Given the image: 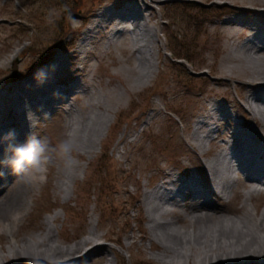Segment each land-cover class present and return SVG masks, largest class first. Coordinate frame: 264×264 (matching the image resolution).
<instances>
[{
  "label": "rangeland",
  "instance_id": "1",
  "mask_svg": "<svg viewBox=\"0 0 264 264\" xmlns=\"http://www.w3.org/2000/svg\"><path fill=\"white\" fill-rule=\"evenodd\" d=\"M130 1L135 0H0V95L6 99L2 100L7 102L20 82L57 58L64 59L56 70L60 88L79 81L91 86L97 98L91 104L81 89L73 95L64 92L80 119L94 121L90 126L79 124L70 130L68 102L52 103L53 113L34 123L23 143L30 136L46 139L52 149L49 160L37 182L11 174L0 196V221L28 209L20 220L19 238L31 237L46 228L47 217L58 214L54 226L63 244H74L95 229L103 235L99 242L105 248L91 259L103 257L101 264L107 258L114 264H156L157 245L147 248L150 221L145 192L166 180L191 177L207 191L205 162L215 157L236 126L247 131L256 126L245 102L255 91L247 83L250 76L238 77L239 72L230 74L228 68L238 64L229 57L232 47L243 57L239 44L264 33L263 5L253 0H159L150 3L147 12L151 13L148 29L153 28L156 37L146 40L138 52L128 40L119 48L107 46L112 24L87 39L98 12L108 7L118 10ZM229 19L259 27L228 23ZM261 55L264 68V51ZM246 60L251 69L258 67ZM19 106L22 110L25 105ZM217 108L229 111L230 124L224 123L205 143L202 154L192 134L198 121ZM28 109L15 119L12 131L17 132L26 114L34 115L35 109ZM12 116L10 108L0 114L4 122ZM69 138L75 147L65 159L54 149ZM10 156L11 151H0V157ZM232 177L236 185L230 197L213 198L221 214L237 217L247 190L242 184L250 182L242 173L233 172ZM196 202L191 197L177 208L183 221ZM248 202L261 213L264 188ZM187 221L177 227L188 229ZM7 236L5 231L0 240L4 248L10 245Z\"/></svg>",
  "mask_w": 264,
  "mask_h": 264
},
{
  "label": "bare ground",
  "instance_id": "2",
  "mask_svg": "<svg viewBox=\"0 0 264 264\" xmlns=\"http://www.w3.org/2000/svg\"><path fill=\"white\" fill-rule=\"evenodd\" d=\"M158 1L135 0L118 10L111 7L101 10L95 16L87 39H93L99 29L112 24L107 46L114 44L119 48L118 45L122 46L124 40H128L133 43L132 49L138 52L139 47H144L146 40L153 35L156 37V31L153 28L151 31L148 29L151 13L147 14V12L151 8L150 3ZM253 2L264 6V0H253ZM227 22L259 27L258 23L249 24L241 19H229ZM231 37H233L232 33ZM239 46H242L240 51L243 57L239 53L234 54L232 47L229 57L238 64L231 65L228 71L230 74L239 72L238 77L242 74L250 76L247 83L255 91L246 96L245 102L256 126L252 131L236 126L229 138L223 140L222 147L215 157L205 162L206 172L203 173L207 191L200 188L196 177H191L183 180L180 178L166 180L145 192L144 201L150 221V234L147 236L150 247L147 248L152 249L153 245H157L159 251L153 254L156 264H264V210L257 213V206L255 209L248 206L250 205L248 201L254 200V196L264 188V151L260 149L264 143V68L259 61L263 58L261 54L264 51V33L260 36H250ZM246 59L257 63L258 67L255 70L251 69L252 66L245 64ZM63 64L64 59L57 58L53 64L43 70L46 74L44 78L37 79L35 74L26 81L20 82L7 96V102L2 100L5 96L0 95V114L7 108L12 109L13 112V116L5 122L0 118V151H10V142L7 143L3 137L12 131L11 126L17 123L15 119H20L29 110L28 108L35 109L34 115L26 114L17 132L13 129L16 133V138L12 142L14 144L23 143L26 134L34 129L35 120L46 119L53 113L55 110L53 108L56 106L52 103H69L65 107V112L72 132L79 124H86L85 126L94 124V121L89 122V117L80 119V112L75 108L74 103H71L70 96L64 92L70 90L69 94L73 95L75 89H81L88 95L91 104L97 99L96 92L92 91L91 86H83L79 81L70 87L60 88L56 70H60ZM98 100H101L100 97ZM20 103L25 105L22 106V110ZM38 106H43V109L37 108ZM229 114L226 108H217L198 121L192 138L202 154H205L203 149L205 143L213 139L211 137L224 123H229ZM257 125H260L259 129ZM200 129L202 134L199 133ZM100 142L101 138L97 148ZM8 158L0 157V161ZM233 172L245 174L247 181L250 182L242 184L247 190L243 191L244 204L239 211L241 215L237 217L221 214L222 211L218 209L219 206L213 198V196L230 197L236 185L232 177ZM38 173L40 171L33 170L26 174H15L10 167L0 164V196L9 186L11 174H14L12 178L25 176L29 183H33L38 181ZM180 183L181 188H178L177 185ZM191 197L197 202L191 206V213L186 214L188 221H184L188 222V229L184 230L177 227L178 222H184L177 208L183 207L185 201ZM10 198H7V202H11ZM28 213L26 209L21 215L17 214L0 221V240L3 239L5 231L8 234L7 238L11 240L7 248H4L0 242V264H101L103 257L93 260L91 257L105 248L99 242L103 235L95 229H89L87 234L74 244L60 243L54 226L58 214L47 217L46 228L39 233L31 237L19 238L20 220ZM106 264H114V261L107 258Z\"/></svg>",
  "mask_w": 264,
  "mask_h": 264
},
{
  "label": "clouds",
  "instance_id": "3",
  "mask_svg": "<svg viewBox=\"0 0 264 264\" xmlns=\"http://www.w3.org/2000/svg\"><path fill=\"white\" fill-rule=\"evenodd\" d=\"M46 76L43 70H40L36 74L37 79L44 78ZM30 120L32 117H29ZM16 138V133L10 131L4 140L9 141V149L11 151V156L4 161H0V164H5L10 167L12 172L15 174H26L29 171L39 170L43 171V165L49 160L48 153L52 151L49 148V144L46 139L37 138L35 136H30L22 144H14ZM74 141L69 138L61 141L54 151L57 152L62 158H70L74 151Z\"/></svg>",
  "mask_w": 264,
  "mask_h": 264
}]
</instances>
